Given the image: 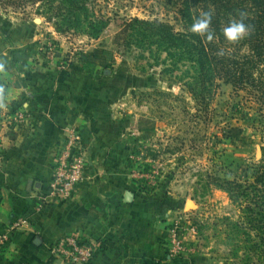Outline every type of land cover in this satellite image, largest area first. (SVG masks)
Returning a JSON list of instances; mask_svg holds the SVG:
<instances>
[{
    "label": "crops",
    "instance_id": "1",
    "mask_svg": "<svg viewBox=\"0 0 264 264\" xmlns=\"http://www.w3.org/2000/svg\"><path fill=\"white\" fill-rule=\"evenodd\" d=\"M34 22L31 33L18 32L14 51L0 45V264H66L51 245L75 233L98 244L88 264H186L187 256L168 253L172 210L164 195L141 187L129 126L105 99L110 87L78 61L70 67L52 57L45 44L64 48L63 36L45 20ZM18 110L26 118L10 122ZM73 126L82 135L86 177L72 198L40 206L56 150ZM127 191L135 194L131 202Z\"/></svg>",
    "mask_w": 264,
    "mask_h": 264
},
{
    "label": "rangeland",
    "instance_id": "2",
    "mask_svg": "<svg viewBox=\"0 0 264 264\" xmlns=\"http://www.w3.org/2000/svg\"><path fill=\"white\" fill-rule=\"evenodd\" d=\"M180 3L93 0L88 4L97 16L110 19L99 37L71 31L60 33L64 48L55 41L45 45L62 65L75 67L78 61L85 70L97 71L104 87H110L105 99L129 126L126 136L134 145L141 187L166 197L172 210L168 232L176 221L182 223L185 263L245 264L242 254L238 259L231 251V224L240 212L213 177L232 178L264 161V110L260 114L255 105L244 104L223 81L206 93L204 104L199 102L194 64L177 60L151 37L122 25L135 17L159 19L182 31ZM36 7L28 3L20 9H0L2 47L14 51L18 32L31 33L38 23L35 18L45 20ZM244 38L231 44L240 46ZM40 41L43 46L47 40ZM230 124L243 127L240 139L225 137L224 128Z\"/></svg>",
    "mask_w": 264,
    "mask_h": 264
},
{
    "label": "trees",
    "instance_id": "3",
    "mask_svg": "<svg viewBox=\"0 0 264 264\" xmlns=\"http://www.w3.org/2000/svg\"><path fill=\"white\" fill-rule=\"evenodd\" d=\"M92 1L0 0V9H20L31 3L37 6L36 14L51 23L58 33L73 31L97 38L110 19L97 16L94 7L88 4ZM180 12L182 31L159 19L135 17L122 25L126 30L133 29L151 37L177 60L192 62L196 68L199 102L204 104L206 93L223 81L232 85L244 104L255 105L263 114L264 0H181ZM203 12L213 14L210 30L215 38L211 42L191 31ZM233 20H243L248 26L240 46H233L223 35V28ZM224 129L225 137L237 140L244 130L240 125L231 124ZM241 172L232 178L220 180L215 176L213 179L240 212L239 219L231 224L234 241L231 251L238 259L242 254L245 259L240 260H245V264H264V161L252 163Z\"/></svg>",
    "mask_w": 264,
    "mask_h": 264
},
{
    "label": "built area",
    "instance_id": "4",
    "mask_svg": "<svg viewBox=\"0 0 264 264\" xmlns=\"http://www.w3.org/2000/svg\"><path fill=\"white\" fill-rule=\"evenodd\" d=\"M50 55L53 57V54L50 53ZM0 89L3 90L0 93L3 102L4 87L1 83ZM25 118V113L18 110L9 120L20 123ZM82 140V135L77 127L73 126L68 129L66 138L60 142L56 150L48 192L41 197L40 206L72 198L78 185L84 181L88 161L82 151ZM20 222H26V220L20 219ZM18 223L14 226H17ZM182 227L181 221L178 220L169 231L168 253L172 258L183 257L186 252L180 238ZM97 250L98 244L78 233L62 236L51 245L52 255L61 258L66 264H88L94 258Z\"/></svg>",
    "mask_w": 264,
    "mask_h": 264
},
{
    "label": "clouds",
    "instance_id": "5",
    "mask_svg": "<svg viewBox=\"0 0 264 264\" xmlns=\"http://www.w3.org/2000/svg\"><path fill=\"white\" fill-rule=\"evenodd\" d=\"M212 18L213 14L211 12H203L192 25L191 31L200 35L201 37H206L209 42L213 41L215 35L210 30ZM247 31L248 26L243 22V20H233L223 28V35L227 41L235 43L243 39ZM2 91L3 90L0 89V93H2ZM0 106H4L2 103V98H0Z\"/></svg>",
    "mask_w": 264,
    "mask_h": 264
},
{
    "label": "water",
    "instance_id": "6",
    "mask_svg": "<svg viewBox=\"0 0 264 264\" xmlns=\"http://www.w3.org/2000/svg\"><path fill=\"white\" fill-rule=\"evenodd\" d=\"M134 197H135V194L132 191H127L125 194V201L131 202L133 201Z\"/></svg>",
    "mask_w": 264,
    "mask_h": 264
}]
</instances>
